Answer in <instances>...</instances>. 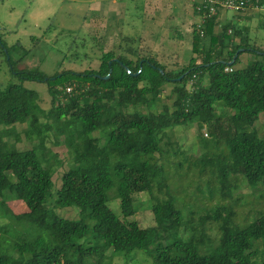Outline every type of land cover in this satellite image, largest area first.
<instances>
[{"label":"trees","instance_id":"16d2710c","mask_svg":"<svg viewBox=\"0 0 264 264\" xmlns=\"http://www.w3.org/2000/svg\"><path fill=\"white\" fill-rule=\"evenodd\" d=\"M194 11L198 15L196 3ZM238 17L223 20L220 30V17L208 19L204 36L196 22L192 56L187 64L176 61L171 68L157 53L144 49L141 36H123L119 51H104L98 68L53 75L16 69V61L7 58L9 48L0 41L12 78H17L0 88V218H15L7 204L15 198L25 204L21 217L33 224L26 231L36 232L30 239L17 236L9 241L12 227L0 222V264H89L110 248L131 253L153 244V264H255L258 242L264 255V211L241 225L227 203L237 188L234 175L252 187H264V137L251 129L264 112V50ZM259 27L264 28V17ZM244 53L255 59L243 64ZM26 81L48 85V112L40 105L39 93L24 86ZM167 85H172V107L163 97ZM67 86L73 87L71 93ZM217 102L233 110L226 127ZM45 113L48 120L43 122ZM24 123L29 124L27 138L39 141L27 150L4 141L15 125ZM194 123L200 130L208 126L213 143L224 141L226 147L200 158L218 172V186L210 190L220 199L214 214L203 216L199 226L193 210L169 191L164 164H159L168 129ZM53 130L57 142L69 146L77 166L64 172L56 205L76 207L80 219L57 216L48 206L53 170L44 162L50 161L45 159L46 141ZM95 132L102 137H93ZM154 183L160 192L167 190V198H156L155 225L145 228L132 219L134 203L137 194L152 192ZM111 191L120 199L122 216L109 205ZM209 221L219 225L216 240L208 233Z\"/></svg>","mask_w":264,"mask_h":264},{"label":"rangeland","instance_id":"374dc122","mask_svg":"<svg viewBox=\"0 0 264 264\" xmlns=\"http://www.w3.org/2000/svg\"><path fill=\"white\" fill-rule=\"evenodd\" d=\"M194 6L195 0H0V41L3 40L9 48L10 55L7 58L11 56L16 61V69H38L53 75L65 69L84 71L98 68L102 53L110 50L118 52L123 36H141L144 49L157 53L160 60L171 68L176 66V61L179 66L187 64L192 56V32L194 24L199 21ZM234 14L228 11L226 21ZM260 15H242L238 21L241 25L247 24L254 44L264 50V28L259 27L264 15ZM72 55H76L79 60L68 61L67 58ZM5 56L0 47V88L12 79L17 81V78H12ZM241 58L243 64H246L255 56L244 53ZM24 86L39 93L40 105L48 112L52 100L48 85L26 81ZM171 90L172 85H167L163 94L170 107L173 103ZM216 105L221 106L217 113L221 115V122L226 127L229 112L233 113V110L221 102ZM40 118L43 122L48 120L46 113ZM2 128L0 126V130ZM253 128L264 137V112ZM28 130V123L17 124L13 133L4 137V141L21 150L30 149L38 145L39 141L29 140L26 134ZM93 137L101 138L102 134L95 132ZM213 142L215 138L210 128L205 126L200 130L196 123L168 129L163 140L165 154L159 164H164L169 191L179 198V204H185L187 209L193 210L191 215L197 226L203 216L214 214L215 205L220 199L210 190L218 186L217 170L204 166L200 160L208 152L214 154L226 149L224 141ZM46 147L45 159L50 161H45L44 167L53 170L54 182L48 206L57 216L80 219L76 207L63 208L56 205L64 172L77 167L70 155L69 146L63 142L58 143L53 130L46 141ZM233 181L237 188L227 203L234 207V221L244 225L254 221L259 212L264 211V187H252L241 176L234 175ZM166 191L164 189L160 192L159 186L154 183L152 192L137 194L134 203L136 214L132 219L141 227L155 225L153 205L156 198H167ZM114 193L111 191L113 198L109 205L116 214L122 216L120 199ZM7 204L16 215L14 219L0 218L2 225L12 227V238L9 241L17 236L33 237L36 232L26 231L32 230L33 224L21 217L25 204L15 198L8 199ZM88 223L93 224L91 220ZM206 227L214 240L219 238L217 223L209 221ZM82 242L90 244L92 240ZM155 246L153 244L149 249H136L131 253H117L110 248L104 257L93 259L89 264H153L151 250ZM256 247L260 248V254L255 264H264L262 243H256Z\"/></svg>","mask_w":264,"mask_h":264},{"label":"built area","instance_id":"2783aa9c","mask_svg":"<svg viewBox=\"0 0 264 264\" xmlns=\"http://www.w3.org/2000/svg\"><path fill=\"white\" fill-rule=\"evenodd\" d=\"M196 12L199 16L198 28L201 29V36H204L205 32L203 26L206 21L212 17H220L221 23L217 26L220 30L226 21V14L228 11H233L234 15H248V14H262L264 13V0H195ZM225 18V19H224ZM227 20H229L227 18ZM232 31L229 30V33ZM227 70H231L227 68ZM67 93L73 91L72 86L65 88Z\"/></svg>","mask_w":264,"mask_h":264},{"label":"water","instance_id":"95a60500","mask_svg":"<svg viewBox=\"0 0 264 264\" xmlns=\"http://www.w3.org/2000/svg\"><path fill=\"white\" fill-rule=\"evenodd\" d=\"M110 77V74L106 76V78H109Z\"/></svg>","mask_w":264,"mask_h":264}]
</instances>
